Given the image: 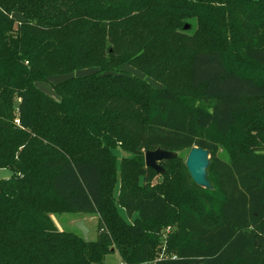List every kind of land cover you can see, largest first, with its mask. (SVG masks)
Segmentation results:
<instances>
[{"label": "trees", "instance_id": "obj_1", "mask_svg": "<svg viewBox=\"0 0 264 264\" xmlns=\"http://www.w3.org/2000/svg\"><path fill=\"white\" fill-rule=\"evenodd\" d=\"M193 146L212 189L145 166ZM4 169L0 264H264V0H0Z\"/></svg>", "mask_w": 264, "mask_h": 264}, {"label": "rangeland", "instance_id": "obj_2", "mask_svg": "<svg viewBox=\"0 0 264 264\" xmlns=\"http://www.w3.org/2000/svg\"><path fill=\"white\" fill-rule=\"evenodd\" d=\"M121 70L123 72L133 74L140 76L146 80H148L154 87H159V84L153 81L152 79L148 78L146 75L142 74L141 72L137 71L135 68H133L130 65H122ZM91 70H85V71H78V72H73V74H68L70 75H78L82 74L84 72H90ZM64 77L62 75H57L51 77L49 82H38L37 86L40 87L42 90H44L46 93L51 95L52 97H56V94L52 88V84L55 82H58L59 80L63 79ZM187 150H182L177 152V156H179L183 161L186 158L187 155ZM116 154L118 155V158L121 159L122 157H129L130 153L126 151H122L120 149L116 150ZM9 171L8 170H0V178L1 177H7L9 176ZM116 187V191H117ZM119 212L121 216L128 222H131L132 216H129L128 213L125 211L124 208L119 207ZM54 225L56 226L57 229L59 230H69V231H75V232H80L76 226L75 222L78 220H83L85 226L88 228V239L89 240H94L97 237V215L96 214H87V213H60V214H51L50 215ZM103 264H121V259L118 254V251L114 249L113 252L107 254L104 258ZM145 264H149L146 262Z\"/></svg>", "mask_w": 264, "mask_h": 264}, {"label": "water", "instance_id": "obj_3", "mask_svg": "<svg viewBox=\"0 0 264 264\" xmlns=\"http://www.w3.org/2000/svg\"><path fill=\"white\" fill-rule=\"evenodd\" d=\"M189 25L185 24L184 29H188ZM175 152L167 151L161 148H156L154 150H146L144 152V163L148 168L153 169L158 174H164L165 170L160 164L162 160H168L176 157ZM209 151L201 146L191 147L184 160V165L193 180V182L202 188L212 189L213 186L208 179L207 168L209 166ZM76 228L80 231L83 239L89 241L88 239V228L85 226L83 220H78L75 222Z\"/></svg>", "mask_w": 264, "mask_h": 264}]
</instances>
